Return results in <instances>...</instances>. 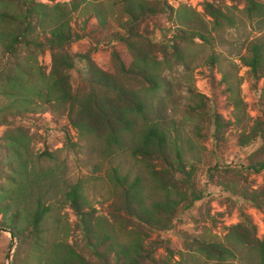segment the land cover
<instances>
[{"label": "trees", "instance_id": "1", "mask_svg": "<svg viewBox=\"0 0 264 264\" xmlns=\"http://www.w3.org/2000/svg\"><path fill=\"white\" fill-rule=\"evenodd\" d=\"M19 1L20 11L0 7V54L4 58L0 62V100L3 101L0 127H4L0 136V228L8 230L17 241L12 264H36L37 261L38 264H170L174 254L168 243L159 244L167 253L165 261L154 259L149 248L156 242L146 247L143 235L170 231L179 213L202 199L195 187L196 168L187 165L183 153L169 139L168 133L147 117L150 97L168 89L169 85L158 71L160 62L154 55L158 45L146 22H151L155 30L167 33L171 27L167 23L174 20L173 8L165 0L161 3L119 0L117 5L125 17L118 24L121 32L114 31L105 11L93 10L87 14L86 21L94 16L103 38L93 42L90 37L88 52L72 56L66 48L85 38L86 34L73 29L71 15L75 12L85 15L89 2L71 0L49 6L35 0ZM242 3L244 7L240 13L243 17L259 21L264 27V3L258 0H242ZM204 12L212 18V31L238 25L235 15L220 7L205 4ZM142 24L146 26L142 28ZM186 27L174 28L176 40L199 38L208 41L200 30L194 32L190 26ZM113 44H123L128 56L122 57L113 50V70L104 71L95 64L91 54ZM169 46L180 59L182 53L175 41ZM166 49L167 45L159 51L165 55ZM23 50L27 52L26 56ZM43 50L51 54L48 74L37 60ZM248 54L240 58V65L249 69L254 82L264 80V44L251 43ZM75 60L83 64L81 85L72 83L70 72L75 67ZM210 66L214 68L212 63ZM220 82L226 83L231 104L237 111L241 100L232 96L233 89L225 77ZM190 93L194 101L191 114L213 127L211 137L216 153L226 147L225 135L232 122L216 112L210 117L203 101L208 99L197 94L194 88ZM51 107L66 110L67 125L79 138L97 136L108 145V155L110 146H115L141 166L131 179V172L125 173L119 166L112 167L107 174L115 193L114 205L108 213L115 224L96 217L95 208L87 210L79 185L65 191V201L77 220L75 228L82 232L91 258L66 240L72 230L67 223L59 231L56 228L60 234L58 240H46L48 220H54L56 225L63 226V223L58 214L49 215L53 209L46 196L52 172L35 170L30 127L41 128L42 115ZM196 130L200 136L199 128ZM66 137H69L67 131ZM237 140L241 148L257 140L264 143V113L241 132ZM43 155L51 156L47 152ZM230 170L224 168V173ZM243 170L247 174H259L264 171V160L257 161L256 155H252ZM239 177L243 183L229 179L225 183L226 191L263 210L264 188L251 189L247 181ZM43 181L47 183L42 184ZM240 217L242 222L230 227L225 235L227 246L222 242L207 243L190 238L186 233L180 237L189 239V246L196 253L217 264L234 259L237 249L255 253L256 264H264V239L256 237L250 218L242 213Z\"/></svg>", "mask_w": 264, "mask_h": 264}, {"label": "rangeland", "instance_id": "2", "mask_svg": "<svg viewBox=\"0 0 264 264\" xmlns=\"http://www.w3.org/2000/svg\"><path fill=\"white\" fill-rule=\"evenodd\" d=\"M35 1L53 6L56 3H68L71 0ZM118 1L87 0L89 5L85 9V15L72 13L73 29L78 33L84 32L86 37L66 48L70 55L86 54L90 48V37H93V42L103 38V34L97 29L96 18L92 16L86 21L87 14H91L93 10L105 11L107 18L113 23L114 31L121 32L118 24L123 22L125 17L120 13ZM144 1L161 3L164 0ZM165 1L173 8L174 20L167 23L169 27L171 26L170 31L163 34L155 30L151 22L146 23L149 31H153L152 38L158 45L154 52L156 60L160 62L158 71L169 87L150 97L151 107L147 117L168 133L169 139L183 153V159L187 165H193L196 168L195 187L202 194V199L195 202L190 209L179 213L173 223V229L164 233L146 232L143 239L146 247L156 242L149 248V253L154 259L165 261L168 257L167 253L159 244L167 242L174 254L173 259L168 262L170 264H217L196 253L194 248L189 246V239L183 240L180 236L186 233L190 238L202 239L207 243L222 242L227 246L225 235L230 227L242 222L240 217L242 213L250 218L252 225L255 226L256 237L264 239V208L258 210L251 204L236 199L225 189V183L229 179L243 183L239 176L247 181L251 189L264 188V171L259 174H247L243 170L252 155H256L257 161L264 160L263 141L257 140L254 144L241 148L237 140L238 135L247 130L253 121L264 113V80L254 82L249 69L241 66L239 62L242 56L249 55L251 43L264 44V27L259 21H249L243 17L240 13L244 7L242 0ZM258 1L264 3V0ZM20 3L19 0L0 1V7L20 11L22 10ZM205 4H212L225 12H232L238 25L235 28L224 26L220 30L212 31L213 21L204 12ZM186 25L190 26L194 32L200 30L208 41L205 42L199 38L176 40L174 28L186 29ZM144 26L146 25H141L142 28ZM174 41L182 53L180 59L176 58L169 46ZM166 45L164 55L159 50ZM113 50L122 57L128 56L123 44H113L93 52L91 58L100 69L111 72ZM23 55H27L24 50ZM37 60L42 65L43 71L48 74L51 67L50 52L43 50L37 56ZM2 61L4 58L0 54V62ZM210 63L214 68L210 66ZM74 65V69L70 72L72 83L81 85L83 64L75 60ZM222 77H225L233 89L232 96L241 100L237 111H234L231 104L226 83L220 82ZM192 88L197 94L208 99L207 102L203 101L207 105L210 117L216 112L224 120L232 122L225 135L226 147L216 150V153L211 137L212 125L191 114L190 108L194 105L190 93ZM2 104L3 101L0 100V106ZM48 109H45L42 115L44 121L41 128L30 127V133L33 136L30 149L35 159V170L52 172L51 178L48 179L49 193L46 196L53 209L49 215L58 214L63 223V226L56 225L53 223L54 220L49 219L46 240H58L56 238L60 234L56 232V228L59 231L65 228L67 223L71 225L72 230L66 240L77 251L91 258L82 232L75 228L77 220L65 201V191L79 185L87 203V210L95 208L96 217H103L115 224L108 213L114 205L115 193L107 174L112 167L119 166L123 172H131V179L139 172L141 166L136 165L129 155L122 153L115 146H110L111 153L108 155L106 150L108 145L97 136L79 138L76 131L67 125V114L64 108ZM197 127L200 136L196 134ZM3 130L4 127H0V136ZM66 131L69 134L68 138ZM45 152L51 156H44ZM227 167L232 171L224 173V168ZM46 183L47 181L42 182V184ZM121 239L124 242V239ZM16 245L17 241L11 238L10 232L0 228V264H12ZM237 250L239 251H236V257L228 259L224 264H256L255 253L246 249ZM38 263L39 261L36 262Z\"/></svg>", "mask_w": 264, "mask_h": 264}, {"label": "water", "instance_id": "3", "mask_svg": "<svg viewBox=\"0 0 264 264\" xmlns=\"http://www.w3.org/2000/svg\"><path fill=\"white\" fill-rule=\"evenodd\" d=\"M11 238H12V236H11ZM13 239V238H12ZM14 240V239H13Z\"/></svg>", "mask_w": 264, "mask_h": 264}]
</instances>
